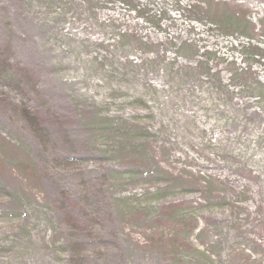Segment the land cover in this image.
Listing matches in <instances>:
<instances>
[{
  "label": "rangeland",
  "instance_id": "obj_1",
  "mask_svg": "<svg viewBox=\"0 0 264 264\" xmlns=\"http://www.w3.org/2000/svg\"><path fill=\"white\" fill-rule=\"evenodd\" d=\"M262 28L264 0H0V264H264Z\"/></svg>",
  "mask_w": 264,
  "mask_h": 264
},
{
  "label": "trees",
  "instance_id": "obj_2",
  "mask_svg": "<svg viewBox=\"0 0 264 264\" xmlns=\"http://www.w3.org/2000/svg\"><path fill=\"white\" fill-rule=\"evenodd\" d=\"M122 3H126V4H129L131 2H134L135 0H121ZM213 3H210V5L207 7V6H203L204 8H202V6L200 4H197L195 6H189L188 9H187V13L188 14H200V15H204V14H207V15H214V16H218L221 18V24L226 27V26H231V27H239V28H242L244 31L250 33V36L251 37L250 39L254 40L256 38H260L262 37V34L263 33H260L258 32V34H255L256 33V30L255 28L251 25V24H247L246 22H238L239 19H237L234 15L232 16H229L228 14L226 13H223L221 14L222 12H218V13H215V14H212L213 11ZM205 10V12H204ZM239 23V24H238ZM262 32H264V29L262 28ZM258 48H254V50L257 51V53L254 55V53L252 54V58L253 57H256L258 56V52H260V50H257ZM252 50V49H251Z\"/></svg>",
  "mask_w": 264,
  "mask_h": 264
}]
</instances>
